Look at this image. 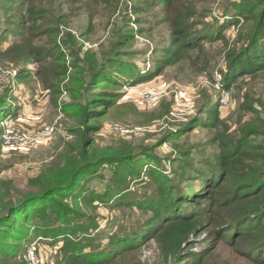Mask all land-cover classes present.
<instances>
[{"label":"rangeland","instance_id":"1","mask_svg":"<svg viewBox=\"0 0 264 264\" xmlns=\"http://www.w3.org/2000/svg\"><path fill=\"white\" fill-rule=\"evenodd\" d=\"M263 1H253L258 10H264ZM183 2L197 7L194 20H202V15L216 17L212 22L217 25L234 18L236 6H245V11L251 6L245 0ZM32 3L36 15L29 12ZM140 4L142 0H0V215L8 206L45 191L51 182L61 181L73 158L87 154L95 161L102 153L112 160L90 176L83 174L75 192L63 202L70 207L65 215L81 221L77 230L96 224L92 234H96L97 251L109 252V235L133 238L140 234L137 244L127 241L124 245H133V250L104 264H163L158 242L142 241V227L152 218L151 210L128 205L134 199L157 200L160 177H168L174 183L170 186L179 189L177 202L188 204L184 209L188 211L195 197L187 196L191 180L185 173L204 170L219 152L223 137L251 134L253 143L264 144V68L246 73L227 59L231 48L246 44V34L256 19L239 18L238 25L225 30V40L204 43L206 54L189 50L181 61L160 71L158 60L172 50L171 29L167 25L144 27L141 22L162 15L160 7L137 11ZM57 48L61 53H56ZM255 50L263 51L264 58V32L251 53ZM45 52H54L55 58H39ZM114 54L120 58L118 67L108 68L116 73L114 84L106 81L101 91L96 87L97 80L103 79H97L98 69L106 56ZM196 57L197 68L191 70ZM237 70L232 85H226ZM115 96L117 105L99 118L104 97ZM88 114V122L96 124L93 130L83 123ZM83 140L87 145L79 150ZM257 152L264 158V151ZM137 153L146 157L127 161ZM258 166L249 164L250 173ZM198 186L192 183V188ZM174 198L162 202L163 215H173L178 209ZM37 201L34 207H44L49 216L59 210L51 211L47 201ZM35 213L37 217L30 216L28 224L40 222L42 211ZM62 216L58 211L57 217ZM23 218L18 210L10 215L14 228L23 232L18 239L27 236L18 242L9 239L12 256L22 264H56L59 260L66 264L61 261L64 239L53 243L43 228L32 229L33 225L27 235L29 226L21 222ZM206 236L196 238L198 243L191 250L208 244ZM1 250L0 245L5 264H13ZM207 258L202 264H254L223 242Z\"/></svg>","mask_w":264,"mask_h":264},{"label":"trees","instance_id":"2","mask_svg":"<svg viewBox=\"0 0 264 264\" xmlns=\"http://www.w3.org/2000/svg\"><path fill=\"white\" fill-rule=\"evenodd\" d=\"M142 1L143 4L137 7V11L146 12L151 6L156 9L160 7L162 15L160 19L159 17L147 18L144 20L145 22H141L142 19L139 18V22L144 24V27L146 25L149 27L167 25L171 29L172 50L158 60L160 71L181 61L189 50L197 49V53L204 55V43L206 41L215 42L218 39L225 40V30L233 25H238L241 22L239 18H242L243 21L256 20L248 29L245 39L246 44L239 49L236 47L231 48L227 54V59L238 68L242 66V72L246 73H253L264 68L263 51L255 50L254 53H251L264 32V10H258V3L257 5L255 2L253 3L257 0H245L251 5L247 8V11H245V6H236V18L234 17L228 23L220 25H217V22H212L216 17L208 19L207 16L202 14V20H194L197 7L192 3H184L183 0H153V5L149 4L150 0ZM228 4L233 6L235 2H228ZM259 11L260 15L258 16ZM29 12L33 15L38 13L34 3H32ZM238 21L239 23H237ZM131 37L132 35L129 33V38ZM33 49H36L35 52L39 51L36 46ZM56 53H61L59 48L56 49ZM46 55L54 57V52H45L39 58L46 57ZM197 59L198 57H196L194 68L191 70L197 68ZM93 63V61L90 63L91 67L94 66ZM119 63L120 58L116 57V54L106 56L105 62L99 67L96 76L97 79L103 78L97 80V88L103 91L106 81L114 84L113 79L116 73L108 72V68L110 65H113V68L118 67ZM238 74L239 70L236 71V75L230 74L226 85H232ZM92 78H95V73L92 74ZM117 97H112V99L111 97H104V103L98 111L99 118L117 105ZM97 98L98 96L92 97V99ZM94 106L92 104L91 108ZM90 110L87 112L92 116L93 113ZM215 113L216 110L212 115H215ZM89 118L88 114L87 120L83 123H85L86 129L93 130L96 124L88 122ZM215 120L217 118H214V124H212L214 127L217 125ZM250 137L251 134H240L238 139L228 136L223 137L218 142L219 152L210 160V164L204 170L185 173L188 179L191 180H189L191 188L188 189L190 192L187 196L189 198L195 197V204L190 207V210L184 211L188 204L177 202L181 192L179 189H175V186H170L174 183H169L167 181L168 177L163 179L160 177L158 181L156 192L159 197L157 200L138 202L134 199V201L128 203V205L135 204L151 210L152 218L142 227V241L155 239L158 242L164 257L163 264H182L190 260V264H202L209 255L211 257L218 246V242L228 245L254 264V261L257 264H264V158H262V152H257L258 150L264 151V144L257 146ZM86 145L87 142L84 140L79 142V150L85 148ZM141 156H143L141 153H137L127 161ZM88 157L87 154H83L81 157L73 158L69 172L61 176V181L56 184L51 182L45 191L33 194L19 203L8 206L0 215L1 251L11 257L13 264L18 261L16 257L12 256L13 252L10 251L12 243L9 239L12 237L18 242L20 239L24 240V237H27L25 235L18 239L19 234H23V232L14 228V222L11 223L10 215L15 213L16 210L23 212L25 218L21 222L26 225L30 222L28 220L30 216L37 217L36 209L42 211V214L39 215L40 222L38 224L34 221L28 224L27 235L31 231L30 226L33 225L32 229L43 228L42 233L46 238H51L53 243L58 242L59 238H63L62 251L64 256L61 261L66 264H104L105 261L115 257L120 256L123 258L125 254L134 249L133 245L126 246V248L124 245H128L127 241L134 242L138 240L139 233L135 234L133 238L128 235H109L108 237L111 240L109 252L97 251L94 245L96 234H92L93 230H96V224L89 223L87 226H83L81 230H77L81 221H73L72 217L65 215L64 211L69 210L70 207L63 202V198L75 192L83 174L90 176V172H96L98 166L112 160L102 153L96 156L95 161H90ZM143 157H146V154ZM189 158L192 161L195 160L192 155H189ZM186 163L190 169L191 162ZM249 164L260 166L255 172L250 173ZM133 167L134 169L137 168V163ZM192 183L198 184V188H192ZM180 189L184 190L183 187ZM173 196L177 197L174 199L177 202L178 209L173 215H169V213L163 215L162 211L165 205L162 202H166ZM37 200L47 201L51 211L59 209L58 211L63 216L58 218V211L54 212V216L51 214L49 216L48 213L50 212H47L48 210L44 207H34V204L38 202ZM185 201L188 202V200ZM59 220L63 223L58 222ZM204 233H207L205 239V242L208 243L207 246H199V249L194 252L191 247L198 243L195 239ZM79 237L80 239H78ZM135 244H137V241H135ZM115 248L119 250L116 251ZM0 259L1 264H5L3 256H0ZM103 260L104 262H102ZM18 264H22L21 261ZM56 264H60V260Z\"/></svg>","mask_w":264,"mask_h":264},{"label":"built area","instance_id":"3","mask_svg":"<svg viewBox=\"0 0 264 264\" xmlns=\"http://www.w3.org/2000/svg\"><path fill=\"white\" fill-rule=\"evenodd\" d=\"M31 260H32V259H31ZM33 262H36V261L33 260Z\"/></svg>","mask_w":264,"mask_h":264}]
</instances>
